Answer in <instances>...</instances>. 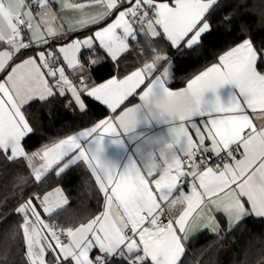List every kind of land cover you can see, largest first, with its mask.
<instances>
[{
  "label": "snow or ice",
  "instance_id": "6c2138e0",
  "mask_svg": "<svg viewBox=\"0 0 264 264\" xmlns=\"http://www.w3.org/2000/svg\"><path fill=\"white\" fill-rule=\"evenodd\" d=\"M233 2L59 0L78 13L66 23L53 10L57 0H0V208L8 209L0 217L20 218L0 233V248L22 237L25 264H184L194 223L219 237L264 221V38L241 22L240 38L216 62L185 88L169 87L168 51L202 47L217 24L230 31ZM245 11L264 30V8ZM102 61L111 70L98 83L92 73ZM134 97L140 103L122 108ZM89 98L110 118L27 146L38 134L34 109L51 117L59 104L85 117ZM152 121L168 126L159 150L138 145L139 161L123 166L105 158ZM78 165L98 185L100 210L62 224L56 218L76 211L62 182ZM18 188L27 189L19 198Z\"/></svg>",
  "mask_w": 264,
  "mask_h": 264
},
{
  "label": "trees",
  "instance_id": "16d2710c",
  "mask_svg": "<svg viewBox=\"0 0 264 264\" xmlns=\"http://www.w3.org/2000/svg\"><path fill=\"white\" fill-rule=\"evenodd\" d=\"M264 8L262 0H234L230 7L225 10V15L237 10L236 23L231 30L223 24H217L214 30L204 36L202 47L193 51L176 53L169 50L167 55L172 57L175 65V79L170 84L173 88H181L186 85V81L194 74L204 70L216 62L218 54L226 50L230 43L239 39L237 35L239 24H247L255 33V39L264 38V30L256 31L258 16L252 11L245 9ZM111 70L110 61H102V66L92 73V78L98 83L109 78ZM136 101V97L131 98L125 105L128 106ZM89 113L85 117L73 115L59 104L52 106L51 117L43 110L38 114L33 110V123L37 127L38 134L31 136L26 144L29 148L39 147L42 142H49V137H60L70 131H75L82 127L86 121H100L105 119L109 112L100 104L88 99ZM39 116L37 123L35 117ZM26 171V170H25ZM8 173L4 179L8 180ZM67 197L71 200L75 213H65L56 218L62 224L78 223L90 216L97 214L100 210L98 204V188L95 182L88 178V173L84 172L78 165L62 182ZM21 191L26 188H18L17 198ZM15 201H9L8 207ZM7 208H0V214L7 212ZM20 223V218L15 214L9 216L7 220L0 217V233L9 229H16ZM188 253L183 258L184 264H264V221L248 219L243 229H237L232 233L214 236L208 231L192 237L187 243ZM0 264H25L24 242L19 238L10 250L5 251L0 248Z\"/></svg>",
  "mask_w": 264,
  "mask_h": 264
},
{
  "label": "crops",
  "instance_id": "0c3cea01",
  "mask_svg": "<svg viewBox=\"0 0 264 264\" xmlns=\"http://www.w3.org/2000/svg\"><path fill=\"white\" fill-rule=\"evenodd\" d=\"M6 2H14V0H6ZM67 2L68 3H74L75 2V3L87 4V0H67ZM90 7H94V6H90ZM53 10L60 17H62L66 23L69 20H75L76 16L78 15V13L73 11V10L62 9L60 7L59 0H57V3H55L53 5ZM56 23H58V21ZM52 26H55V24H53ZM87 34H88L87 32H85L83 34H81L79 32L75 33V35H77V36L87 35ZM173 71H174V68H173ZM170 84H169V87L172 90H180V89H183L186 87V85H185L184 87H181V88H173V87H171ZM206 95H211V94L209 93ZM221 95H222V99L226 98L225 94L223 92L221 93ZM90 100H92V99H90ZM92 101H94V100H92ZM127 102L128 101L125 102V105ZM96 103L100 104L99 102H96ZM137 103H140L138 97H136L135 102H133L132 104H129L126 107L134 106ZM100 105H102V104H100ZM125 105H123L122 108L125 107ZM102 106L109 112V115L105 119L110 118L112 113L110 112V110L107 109L106 106H104V105H102ZM167 135H168V126L165 123L158 122V121H152V122H147V123L142 122L138 126V128L136 129V132L132 135V137L128 141H126V145H127L126 149L116 150L114 148L109 147L106 151L105 158L112 161V162L118 163L121 166L127 164L129 162L130 157L133 160H136L138 162L139 156H138L137 151H136L138 145H140L142 147L145 143H148L149 147L152 148L153 150H159L163 146V140L167 137ZM157 141H159V143H157ZM105 143H107V141H105ZM184 191L186 194L188 193L187 187H185ZM65 195H66V193H65ZM181 207L182 206L177 205L176 208L173 210L174 214L178 213V211L180 210ZM173 218H175V215L173 216ZM201 227H202L201 223H198V222L194 223L188 232L189 237L192 238V237L200 234L201 233V231H200ZM205 231H208L212 234L210 229L205 230ZM188 241H186V246H187Z\"/></svg>",
  "mask_w": 264,
  "mask_h": 264
},
{
  "label": "rangeland",
  "instance_id": "374dc122",
  "mask_svg": "<svg viewBox=\"0 0 264 264\" xmlns=\"http://www.w3.org/2000/svg\"><path fill=\"white\" fill-rule=\"evenodd\" d=\"M93 181H94V177L93 178H91ZM97 187H98V185H96ZM188 243V242H187Z\"/></svg>",
  "mask_w": 264,
  "mask_h": 264
},
{
  "label": "built area",
  "instance_id": "2783aa9c",
  "mask_svg": "<svg viewBox=\"0 0 264 264\" xmlns=\"http://www.w3.org/2000/svg\"><path fill=\"white\" fill-rule=\"evenodd\" d=\"M186 162V161H185ZM165 223H166V221H165Z\"/></svg>",
  "mask_w": 264,
  "mask_h": 264
}]
</instances>
